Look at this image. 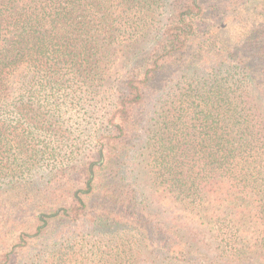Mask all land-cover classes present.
I'll list each match as a JSON object with an SVG mask.
<instances>
[{"label": "trees", "instance_id": "1", "mask_svg": "<svg viewBox=\"0 0 264 264\" xmlns=\"http://www.w3.org/2000/svg\"><path fill=\"white\" fill-rule=\"evenodd\" d=\"M111 69L130 73L97 151L66 171L44 92L107 94ZM48 158L28 214L0 222V264H264V0H0V190Z\"/></svg>", "mask_w": 264, "mask_h": 264}, {"label": "rangeland", "instance_id": "2", "mask_svg": "<svg viewBox=\"0 0 264 264\" xmlns=\"http://www.w3.org/2000/svg\"><path fill=\"white\" fill-rule=\"evenodd\" d=\"M210 3L212 2H207L206 4L210 5ZM150 46L151 43L146 42L144 45L145 48L142 51L147 53ZM118 70H110L112 72L107 79V82L110 83L109 85L107 83V94L104 93V86L96 87V89L91 88L90 90L76 82H69L65 85L47 88L45 90L44 93L49 95L48 99L51 102L45 111H47V114H53L54 110L50 108L55 107L54 119L60 128L58 129L59 135L56 138L53 137V132H48L43 140L45 139V143L50 149L60 152V160L66 165V171H72L74 167L76 168L80 164L91 160V157L95 155L97 151V139L99 135L105 132V121L109 115V111L113 108L114 102L110 100L109 103V99H112L116 93L115 88L130 73L126 70L121 69V72ZM144 120L145 118L140 122V126L143 125ZM40 143V141L37 142L39 146ZM135 143H137V138H132L127 148V153L131 156H133L131 147H135ZM131 156L129 157L130 159L128 157L125 158L127 165H124L121 169L128 180L131 179L130 173L133 168ZM56 164L57 160H53L52 158L39 162L33 174H31V184L28 185L27 189H21L20 192L10 187L4 191L0 190V222L2 221V224L6 223L8 216L19 219L28 214H19V210H17L15 204L19 202H33L38 195L39 189L44 188V183L49 178L51 171L55 169L54 165ZM138 183L141 188L140 191L144 192V197L148 198V202L154 208L160 210L162 208H168L170 202L168 204L155 192L150 175L147 174V169H145V173L139 174ZM173 209L171 207L169 209L170 212H173ZM72 229L75 228L72 227ZM3 231L4 228L0 223V232ZM1 248L3 249V246L0 244Z\"/></svg>", "mask_w": 264, "mask_h": 264}]
</instances>
